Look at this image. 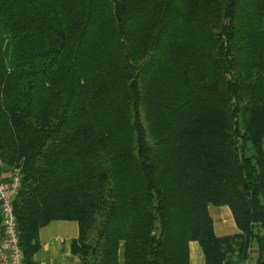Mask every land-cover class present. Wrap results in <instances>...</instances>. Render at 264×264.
<instances>
[{
    "label": "trees",
    "instance_id": "16d2710c",
    "mask_svg": "<svg viewBox=\"0 0 264 264\" xmlns=\"http://www.w3.org/2000/svg\"><path fill=\"white\" fill-rule=\"evenodd\" d=\"M0 159L24 264H264V0H0Z\"/></svg>",
    "mask_w": 264,
    "mask_h": 264
},
{
    "label": "crops",
    "instance_id": "0c3cea01",
    "mask_svg": "<svg viewBox=\"0 0 264 264\" xmlns=\"http://www.w3.org/2000/svg\"><path fill=\"white\" fill-rule=\"evenodd\" d=\"M8 177L1 173V177ZM208 214L212 220L213 233L217 237L238 233L229 209L225 206L208 207ZM77 224L68 221H53L38 232L39 250L34 256V264H79L70 253V245L77 237ZM188 264H205L204 257L196 242H189ZM243 264H256L254 254Z\"/></svg>",
    "mask_w": 264,
    "mask_h": 264
},
{
    "label": "built area",
    "instance_id": "2783aa9c",
    "mask_svg": "<svg viewBox=\"0 0 264 264\" xmlns=\"http://www.w3.org/2000/svg\"><path fill=\"white\" fill-rule=\"evenodd\" d=\"M2 162L0 159V170ZM19 188V170L12 169L5 180L0 175V264H24L18 245L13 198Z\"/></svg>",
    "mask_w": 264,
    "mask_h": 264
}]
</instances>
